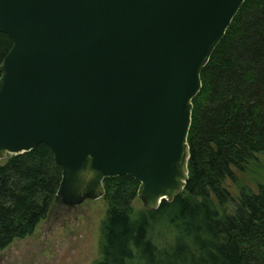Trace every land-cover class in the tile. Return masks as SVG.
Returning a JSON list of instances; mask_svg holds the SVG:
<instances>
[{"label":"water","instance_id":"water-1","mask_svg":"<svg viewBox=\"0 0 264 264\" xmlns=\"http://www.w3.org/2000/svg\"><path fill=\"white\" fill-rule=\"evenodd\" d=\"M243 0H0V157L48 148L65 206L129 176L147 211L187 178L199 72Z\"/></svg>","mask_w":264,"mask_h":264},{"label":"trees","instance_id":"trees-1","mask_svg":"<svg viewBox=\"0 0 264 264\" xmlns=\"http://www.w3.org/2000/svg\"><path fill=\"white\" fill-rule=\"evenodd\" d=\"M10 47L0 33V62ZM199 81L182 191L135 212L138 183L103 179L94 264H264V0H243ZM60 175L42 144L0 162V251L47 216Z\"/></svg>","mask_w":264,"mask_h":264},{"label":"rangeland","instance_id":"rangeland-1","mask_svg":"<svg viewBox=\"0 0 264 264\" xmlns=\"http://www.w3.org/2000/svg\"><path fill=\"white\" fill-rule=\"evenodd\" d=\"M7 156L2 154L0 162ZM227 186L232 192L229 183ZM131 205L135 212L143 209L137 198ZM105 210L101 198L77 206H65L56 199L29 236L0 251V264H94L99 258V227Z\"/></svg>","mask_w":264,"mask_h":264}]
</instances>
